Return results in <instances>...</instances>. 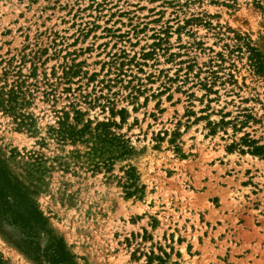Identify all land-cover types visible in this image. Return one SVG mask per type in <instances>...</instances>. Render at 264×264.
<instances>
[{
    "label": "rangeland",
    "instance_id": "rangeland-1",
    "mask_svg": "<svg viewBox=\"0 0 264 264\" xmlns=\"http://www.w3.org/2000/svg\"><path fill=\"white\" fill-rule=\"evenodd\" d=\"M246 44L264 61L255 0H0V90L20 92L0 166L75 264H264V156L244 142L264 147V69ZM98 124L128 149L106 166L88 160ZM0 261L35 264L1 232Z\"/></svg>",
    "mask_w": 264,
    "mask_h": 264
},
{
    "label": "trees",
    "instance_id": "trees-1",
    "mask_svg": "<svg viewBox=\"0 0 264 264\" xmlns=\"http://www.w3.org/2000/svg\"><path fill=\"white\" fill-rule=\"evenodd\" d=\"M256 8L264 7V0H255ZM249 52V61L258 72L264 69V61L261 54L246 44ZM17 86H12L7 92L0 90V107L4 110H14L17 105ZM5 107L7 109H5ZM22 117L21 124L26 117ZM86 126H84L85 128ZM71 128L69 137H80L85 129ZM88 128V127H86ZM98 128H101L99 131ZM63 133V131L61 132ZM90 135L88 160H104L103 164H109L114 154H127L128 149L123 140L111 136L106 130V124L96 125L95 132H87ZM251 143L250 151L253 155H263L264 147L254 146ZM0 232L6 236L10 243L26 258L35 264H75L74 256L68 251L62 238L56 236L48 226V220L37 206L34 199L20 186H18L5 169L0 166ZM44 241V242H43ZM1 264V261H0Z\"/></svg>",
    "mask_w": 264,
    "mask_h": 264
}]
</instances>
